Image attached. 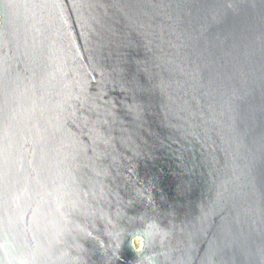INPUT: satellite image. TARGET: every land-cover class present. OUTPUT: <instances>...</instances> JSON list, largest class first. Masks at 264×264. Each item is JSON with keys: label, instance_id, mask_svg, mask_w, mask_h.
<instances>
[{"label": "water", "instance_id": "obj_1", "mask_svg": "<svg viewBox=\"0 0 264 264\" xmlns=\"http://www.w3.org/2000/svg\"><path fill=\"white\" fill-rule=\"evenodd\" d=\"M0 264H264V0H0Z\"/></svg>", "mask_w": 264, "mask_h": 264}, {"label": "clouds", "instance_id": "obj_2", "mask_svg": "<svg viewBox=\"0 0 264 264\" xmlns=\"http://www.w3.org/2000/svg\"><path fill=\"white\" fill-rule=\"evenodd\" d=\"M136 239L139 241V251H143L144 247V237L143 236H137Z\"/></svg>", "mask_w": 264, "mask_h": 264}, {"label": "rangeland", "instance_id": "obj_3", "mask_svg": "<svg viewBox=\"0 0 264 264\" xmlns=\"http://www.w3.org/2000/svg\"><path fill=\"white\" fill-rule=\"evenodd\" d=\"M134 245L136 249H139V241L136 238L134 239Z\"/></svg>", "mask_w": 264, "mask_h": 264}, {"label": "bare ground", "instance_id": "obj_4", "mask_svg": "<svg viewBox=\"0 0 264 264\" xmlns=\"http://www.w3.org/2000/svg\"><path fill=\"white\" fill-rule=\"evenodd\" d=\"M138 236H141V235H138ZM136 237H137V236H135L134 239H135ZM133 242H134V240H133ZM134 246H135V245H134ZM135 249H136V247H135ZM137 251H139V249H137Z\"/></svg>", "mask_w": 264, "mask_h": 264}]
</instances>
